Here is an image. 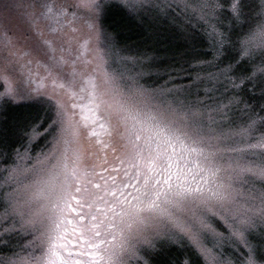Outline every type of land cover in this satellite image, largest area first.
Instances as JSON below:
<instances>
[{"label":"snow or ice","instance_id":"6c2138e0","mask_svg":"<svg viewBox=\"0 0 264 264\" xmlns=\"http://www.w3.org/2000/svg\"><path fill=\"white\" fill-rule=\"evenodd\" d=\"M249 4L0 0V112L24 109L0 130V264H165L172 245L196 257L180 264H264V0ZM114 9L142 29L134 48Z\"/></svg>","mask_w":264,"mask_h":264},{"label":"rangeland","instance_id":"374dc122","mask_svg":"<svg viewBox=\"0 0 264 264\" xmlns=\"http://www.w3.org/2000/svg\"><path fill=\"white\" fill-rule=\"evenodd\" d=\"M260 3V0H250V4H249V8H250V14L252 12H255L256 11V6ZM131 19V18H130ZM133 21V19L131 20ZM138 25V23H137ZM138 27L140 28V26L138 25ZM118 38V37H117ZM138 42V40L136 42H132V43H128L126 45H129L130 47H135L136 43ZM123 44V43H122ZM206 47V45H205ZM178 83H183V81H178ZM3 89L1 88L0 91H2ZM255 99V102L257 104V110H258V105L260 103V97L259 95L257 94V96L254 98ZM9 108V107H8ZM6 109L5 111L3 112H0V130H10L11 129V126L12 124L14 123V121L18 118L21 117L22 115V111H24V109L22 108H19V107H16V106H10L9 109ZM85 111V110H84ZM81 112L79 109H77V113H78V119L80 118H84L85 117V113ZM260 131L264 132V129H260ZM7 139V142L9 144H12V141L15 139V137H5ZM3 145H0V147H2ZM43 147H47L46 145H42ZM85 148H87V144L84 145ZM112 156H111V152H109V159H111ZM0 167H2V165H0ZM3 209L0 208V212H2ZM17 244L19 243H23L24 242V239L20 236H17ZM30 239V237H28ZM16 251H19V249H15ZM171 252H172V255H171ZM179 252H186V254H191V257L193 259H195L196 257L193 256V254L191 252H189L187 249H181L175 245H172V246H169V247H166L164 249V252L163 254L158 257V259L164 261L166 259V256H169L168 259L170 260H174V259H177L176 256H178ZM174 262V261H172Z\"/></svg>","mask_w":264,"mask_h":264},{"label":"trees","instance_id":"16d2710c","mask_svg":"<svg viewBox=\"0 0 264 264\" xmlns=\"http://www.w3.org/2000/svg\"><path fill=\"white\" fill-rule=\"evenodd\" d=\"M131 20L132 19H130L126 13L120 10L114 9L107 17L105 23L108 27V30L112 33H115L121 43L128 44V43L136 42L142 33V29L138 27L137 22L135 20L133 21ZM84 113H85L84 114L85 117H88L90 115V113H88L87 110H85ZM97 131L100 132L101 130L97 128ZM42 145L41 147H43ZM15 146H18V145H15ZM36 150L39 151V148H37ZM11 242L13 244H17V237L15 235H13V237L11 238ZM171 255H172V252H171ZM186 256L191 257V254H186V252L185 253L179 252L178 256H176V258L178 257L177 259L170 260L168 259L169 256H166V259L164 260V262L165 264H167L168 261H171V262L174 261L173 264H180V262Z\"/></svg>","mask_w":264,"mask_h":264}]
</instances>
